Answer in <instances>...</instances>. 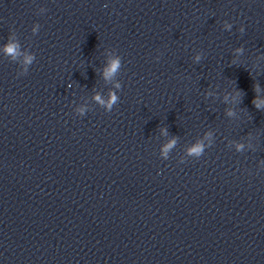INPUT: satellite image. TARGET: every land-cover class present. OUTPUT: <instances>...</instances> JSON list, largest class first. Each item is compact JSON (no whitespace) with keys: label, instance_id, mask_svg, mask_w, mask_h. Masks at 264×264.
I'll return each mask as SVG.
<instances>
[{"label":"water","instance_id":"95a60500","mask_svg":"<svg viewBox=\"0 0 264 264\" xmlns=\"http://www.w3.org/2000/svg\"><path fill=\"white\" fill-rule=\"evenodd\" d=\"M0 264H264V95L148 0H0Z\"/></svg>","mask_w":264,"mask_h":264},{"label":"clouds","instance_id":"9594fccd","mask_svg":"<svg viewBox=\"0 0 264 264\" xmlns=\"http://www.w3.org/2000/svg\"><path fill=\"white\" fill-rule=\"evenodd\" d=\"M6 50H7V52L10 53V54H15V45H10V46H8V48H7ZM116 66H117V65H116L115 63H113V65H112V70H113V71L115 70Z\"/></svg>","mask_w":264,"mask_h":264}]
</instances>
